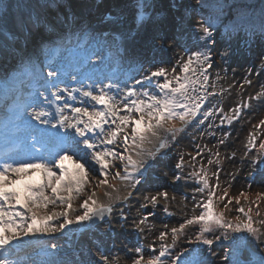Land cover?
I'll use <instances>...</instances> for the list:
<instances>
[{"label":"snow or ice","instance_id":"obj_1","mask_svg":"<svg viewBox=\"0 0 264 264\" xmlns=\"http://www.w3.org/2000/svg\"><path fill=\"white\" fill-rule=\"evenodd\" d=\"M197 3L203 6V0H197ZM90 6L98 7L91 5L89 0L81 4L82 8ZM12 7V4L4 6L0 0V28L4 27ZM15 7L17 13L13 16L11 27L7 29V35L0 32L3 38L0 54L9 48L19 50L21 42L27 44L37 37L48 39L50 36H45L46 29L55 34L65 25H79L82 18L80 13L69 11L74 8L70 0H44L35 6V11L30 5L24 6L28 11L20 10L19 4ZM130 7L138 27H143L144 22L151 19L149 11L156 8V0H152V3L148 0H131ZM167 7L171 10L191 5L177 4L172 0ZM216 7L222 11L220 5ZM176 16L179 17V23L176 22ZM218 19L219 16H209L206 20L201 18L193 23L192 19L185 21L183 15L176 13L171 29L158 31L155 43L163 53L176 48L181 49V53L174 56V64L164 61L150 64L149 68L143 69L142 79H135V84L125 81L122 85L108 82L61 88L56 82L59 73L56 70L47 72L46 83L49 87L39 92L42 98L40 104H28L23 108L35 125L28 126V135L23 140L9 144L0 153V264H34L30 259L20 257V253L33 244L34 238L62 233L72 225L104 221L106 216L114 212L113 201L119 198L113 195L119 189L110 180L130 189L146 183V173L152 168L153 162L162 153L167 154L163 150L169 147L168 141H175L177 135L188 126L195 127L197 122L203 124L213 115L206 109L208 97L216 95L208 91L209 86L215 87L214 81L210 79V70L215 65L213 52H216L222 63H227V57L231 55L228 48L217 51L218 42L214 33L219 35L216 28ZM111 22L118 23L119 16ZM259 35L264 39V18L260 23ZM187 41H195V45L189 48ZM260 59L264 69V54ZM244 81L251 84L248 76L244 77ZM153 84L154 91L146 88V85ZM261 88L262 91L250 96L249 101L232 109L231 114L226 113L222 119L231 123L234 118L239 119L244 110L252 107L250 101H264V85ZM201 112L204 118L197 121ZM253 127L257 130L264 127V119ZM51 129H55V132ZM220 143L223 144L224 140H220ZM153 144L154 147H146ZM256 145L257 135L250 132L245 144V155ZM215 155L219 156V152ZM65 162H70L72 168L69 169ZM212 163L210 158L208 164ZM252 165L258 166L260 174L264 175V140L259 141ZM175 167L183 171L182 163H177ZM37 171L42 174L43 182L26 180L32 172ZM191 175L197 178V184L202 185L196 191L203 194L207 190V198L195 203L190 218L180 223L179 227L171 228L172 244L164 243L168 233L162 231L157 237L161 241L158 254L152 245L148 246V252L137 247L133 250L135 258H132V264H208L204 252L215 256L212 246L214 242L221 241H229L234 246L228 247L220 258L228 264H264V256L253 261L245 255L248 242H242L240 236L245 233L258 243H264L261 239L264 237V219H253V207L247 211L238 207L236 212L239 215L235 223L225 219L223 213L215 210L216 200L224 201L228 196L227 189L219 197L216 196L219 173H213L217 179L214 186L209 184L208 172L204 167ZM248 175L251 177L253 172ZM93 178L98 182L93 184ZM181 179V175L173 173L170 182L176 185ZM86 185L110 189L104 192L108 203L100 202L95 191L87 194ZM84 195L87 198L79 203L80 211H77L73 204ZM132 195L128 191L123 200H128ZM168 197V191L157 189L154 194L149 192L143 196L147 203H141L140 208L146 209L148 204L155 208L160 200L167 201ZM262 199L264 193L258 192L251 203L258 209ZM235 201L237 205L240 204L238 197ZM231 203L229 199L224 208H228ZM196 209L200 210L198 214ZM164 211L171 215L167 205ZM254 214L260 216L258 210ZM147 220L148 215H145L142 219H134L133 223L142 231L141 225L146 224ZM193 225L199 226L198 231L194 240L188 243H199L205 248L183 249L173 255L177 237L184 233L186 227ZM49 243L52 251H44L46 259L40 264H72L53 259L57 245L51 241ZM97 254L96 260L89 258V264H117L118 258L113 259L100 249H97Z\"/></svg>","mask_w":264,"mask_h":264},{"label":"rangeland","instance_id":"obj_2","mask_svg":"<svg viewBox=\"0 0 264 264\" xmlns=\"http://www.w3.org/2000/svg\"><path fill=\"white\" fill-rule=\"evenodd\" d=\"M43 2L44 0H5L4 6L12 4L13 7L4 22V27L0 28V32L7 35V29L11 27L13 16L17 13L15 5H21L20 10L23 11H28L29 9L24 6L30 5L32 10L35 11L37 10L35 6ZM70 2L74 5V8L69 9V11L74 10L80 13L82 17L79 25L72 24L76 26V29L72 30V26L65 25L60 31L55 33L56 36H59L58 40L50 41L37 37L41 41V45L47 44L45 48L40 45L36 46L33 43L36 42L35 40L27 44L21 42L19 50L7 49L4 54H0V83L10 82L12 90H14L17 83L22 81L24 83L22 88H25L26 85L31 83L32 80L30 79L35 74L38 75L36 81H43L51 68L66 72L72 60V58L68 57L81 52L84 56L90 57L87 68L91 70L88 71L87 68H82L72 72L71 76L62 75L63 84L59 85L61 88L65 86L73 88L74 86L72 87L70 85L72 83H69L68 80L73 77L82 78L84 75L87 78L79 82L80 86L81 84L86 86L89 83L108 82H117L122 85L125 81L129 84H135V79H142L143 69L149 68L150 64H160L162 61L174 64V56L181 53L179 48L174 49L172 52L163 53L155 43L158 31H169L171 29L173 17L176 13L183 15L185 21L192 19L193 23L205 15V9L199 6L197 0H175L177 4L191 5V7L173 8L171 10L167 5L172 0H156V8L149 11L151 19L146 20L143 27H138L130 7L131 0H102L95 4L89 2L91 5H98V7L90 6L88 8L78 6L73 0H70ZM148 2L152 3V0H148ZM117 16H119V22H111ZM176 22L179 23L178 16H176ZM79 28L81 29L78 30ZM62 41L64 42L62 43ZM2 42L3 38L0 37V43ZM83 42L86 43L83 44ZM125 44H128V48L131 46L134 50L140 49V52H137L132 57L131 63H127V61H125L126 64L117 63L118 60L116 59L120 58L122 54L134 51H131L132 49L127 51V48L123 47ZM194 45L195 41H187V47L192 48ZM51 53L57 54L50 62L48 57ZM215 53L213 52V55L216 59ZM243 53L245 54L243 55ZM262 54H264V49L260 50V47L252 46V49L248 48L239 55H236L233 51V54L227 57V63L220 62V64L214 65L213 69L210 70V79L214 81L215 87L209 86L208 91L215 92L216 95L209 96L206 101V109L210 110L213 115L206 119L203 124L197 122L195 127L188 126L184 132L177 135L175 141H168L169 147L163 150L167 154L163 155L162 153L161 157L153 162L152 168L146 173L147 182L142 183L140 185L141 189L133 193V201L131 203H124L127 206L121 205V195L125 192L122 189L124 185L109 181L119 189L118 193L113 194L119 197L113 201L114 209L120 210L123 207V210L114 215L117 219L114 220L116 228H114L115 232L113 235H116V239L113 240L118 241L116 243L118 249L112 250L111 244L109 245L106 242L108 241V235L105 234L108 232V226L102 225V230L90 237L86 235L89 230H86L85 224H82L69 226L62 233L34 238L39 243H34L26 248L20 253V257L30 259L34 264H40L42 260L46 259L43 254L44 251H52L49 241L57 245L55 250L56 261H69L72 264H89V258L96 260L98 258L97 249L102 250L105 255L113 259L118 258L117 264H132V258H135L133 250L137 247H142L144 252H148L150 250L148 246L152 245L158 254L161 244V241L157 239L159 233L162 231L167 232L168 235L164 243L172 244L171 228L179 227L180 223L190 218L193 215L195 203L207 198V190L203 194L196 191L202 185L197 184V178L191 175L193 172H199L201 167L207 170L210 185L214 186L217 184V179L213 173H219L217 197L223 194L224 189L228 190V196L224 201L216 200L215 209L218 213H223L225 219L232 220L235 223L236 217L239 215L236 212L238 207H243L245 211L249 207H253V219H264V199L259 202L258 209L251 203L256 199L258 192L264 193V175L260 174L258 166L252 165V158L257 155L259 141L261 139L264 140V127L259 130L252 128L261 119H264V101H250L252 107L244 110L240 118H234L231 123L222 119L226 113L231 114L232 109L249 101L250 96L262 91L261 85H264V69L261 67L260 59ZM114 65L120 71L128 70L126 71L128 77L120 76L114 81L97 77V73L106 71ZM217 76L220 78L217 79ZM245 76L249 77L251 84L245 83ZM136 87L140 88L139 85H136ZM146 88L150 91L155 90L154 84L146 85ZM23 92L26 93L25 91ZM15 98V101L13 98L10 99L9 106L19 103L17 95H15ZM1 108L0 118L10 112L5 107ZM203 118L201 112L197 117V121ZM177 126H179L178 122ZM251 131L257 135V150L255 148L248 155H245L247 149L245 148L244 138L246 139L245 135ZM222 139L224 140L223 144L220 143ZM154 146L153 144L146 147ZM120 150L122 151V148ZM216 152H219V156L215 155ZM233 153H235L234 156L232 155ZM181 156H183V161H181ZM193 157H195V160H193ZM210 158L213 160L212 164H208ZM177 163L183 164L182 172L176 169L175 165ZM249 172H253L251 177L248 175ZM173 173L182 176V179L176 185L170 182ZM31 174L41 173L37 171ZM97 182L98 180L93 178V184ZM85 189L87 194L95 191L97 193L96 198L100 202L108 203L104 192L106 190L111 191L110 189L94 188L88 185L85 186ZM157 189L168 191V200H160L155 208L151 204H148L146 209L140 208L141 203H147L143 200V196L148 195L149 192L154 194ZM241 193H244V195H239ZM173 196H175V199H173ZM193 196L196 197L195 200H193ZM184 197H187V199H184ZM237 197L240 199L239 205L235 201ZM86 198L87 195L78 198L74 202L73 207L80 211L79 203ZM229 199L232 200V203L228 205V208H224V204ZM165 205H167L168 213H171V215L165 213ZM256 210L260 212L259 217L254 214ZM121 211L123 212V217L131 216L130 222L133 224L132 226L126 225L129 221L125 223L121 220ZM199 211V209H196L197 214ZM145 215H148V220L146 224L141 225V229H143L141 231L135 227L133 220L142 219ZM118 220L121 222L118 223ZM121 223L123 227H121ZM198 227L196 226L195 228V225H193L185 228L184 233L179 235L175 241V247L172 250L173 255L176 251L188 248L189 245L193 247L192 249L205 248L204 245L199 243H188L189 240H194ZM128 230L131 231L130 235H127ZM116 232L118 235L115 234ZM136 235L140 237L137 238ZM240 236L242 237V242H248V247H252V244L257 248H260V245H264V243H258L253 239L251 242L250 237H247L245 233H241ZM127 239L135 241V246L119 243V240ZM261 239L264 240V237H261ZM82 243L83 247L81 246ZM213 245L220 246L221 250L212 248L214 252L216 251L217 255L215 256L209 255L207 251L204 252V257L207 259L208 264H228V262L220 258L225 254L226 248L224 246H232L230 242H214ZM260 250L264 255V249Z\"/></svg>","mask_w":264,"mask_h":264},{"label":"trees","instance_id":"obj_3","mask_svg":"<svg viewBox=\"0 0 264 264\" xmlns=\"http://www.w3.org/2000/svg\"><path fill=\"white\" fill-rule=\"evenodd\" d=\"M217 5L222 7V11L216 7ZM199 6L201 7L200 4ZM202 7L205 9V15L200 18L206 20L209 16H219L216 21L219 35L215 33L214 35L220 48L223 49L232 40L241 41V37L246 36V41L242 42L248 43V46H250L249 43L258 45L260 50L264 49V39L259 35L260 23L264 18V0H203ZM228 33H235V35L228 37Z\"/></svg>","mask_w":264,"mask_h":264},{"label":"bare ground","instance_id":"obj_4","mask_svg":"<svg viewBox=\"0 0 264 264\" xmlns=\"http://www.w3.org/2000/svg\"><path fill=\"white\" fill-rule=\"evenodd\" d=\"M76 26H72V30L75 28ZM124 48H127V51H130L132 48H131V46H129V48H128V44H125L124 46H123ZM133 47L136 49V47L133 45ZM134 49H132L131 51H133ZM133 52H140V49L139 50H134ZM110 55H112L111 53H109ZM126 55L128 56V54L126 53ZM80 63H83L84 64V62H85V60H84V57H81L80 59ZM115 75V73L114 72H112V76H114ZM84 80V79H83ZM114 80H116L115 78L112 80V81H114ZM76 82L74 83V87H80V84H79V80H75ZM4 92L2 91V89H0V97L2 96V95H4L3 94ZM30 124H28V126H29ZM33 125H35V121H33ZM36 127H40L39 125H37ZM53 130H55V129H51L50 131H53ZM69 169H71L72 168V164L70 163V162H68V164L66 165ZM26 180H28L29 182H32V183H40V182H42V175L41 174H31L29 177H26ZM122 189H124L125 190V192L121 195V205H126V204H124V203H131L132 201H133V199H132V196H130L129 198H128V200H123V197L126 195V193L128 192V191H131L132 193H136L139 189H141L140 188V185H138L137 186V188L136 189H130V188H127V186L126 185H124V187L122 188ZM127 206V205H126ZM120 207V206H119ZM130 207V206H129ZM128 208V207H127ZM120 210H123V207H121L120 208ZM120 210H118V209H114V212L112 213V215L111 216H109V218H108V220H107V222H106V224L105 225H107L108 226V232H106V234L105 233H103V234H105V235H108V237H107V239H108V241H106L109 245L111 244V246H112V250H114V249H118L117 247H116V243H118V241H116V240H113V239H116L115 237H116V235H113L114 234V232H115V230H114V228H116V225H115V222H114V220H116L117 218L114 216L115 214H117V213H119V211ZM129 214V213H128ZM131 216H127L126 218L125 217H123V220L122 221H124L125 223H127V221H129V223H127L126 225H133V224H131ZM100 230H102V226H96L92 231H90V232H88L86 235L87 236H90V237H92L91 235H95L96 233H98V232H100ZM115 234H117V232L115 233ZM131 234V231L130 230H128V232H127V235H130ZM118 235V234H117ZM34 243H39V241H37V239H34V242H33V244ZM119 243H125V244H127L128 246H135V241H133V240H131V239H127V240H119ZM76 245V244H75ZM81 246L83 247V243L81 244ZM249 249L247 248V250H246V253H245V255L249 258V259H252L253 258V253H251L250 251H248ZM105 251V250H104ZM53 259H57V256H55V258H53Z\"/></svg>","mask_w":264,"mask_h":264},{"label":"water","instance_id":"obj_5","mask_svg":"<svg viewBox=\"0 0 264 264\" xmlns=\"http://www.w3.org/2000/svg\"><path fill=\"white\" fill-rule=\"evenodd\" d=\"M106 218H107V216L105 217V219H106ZM97 222H99V221H96L95 223H91V222H89L88 227H92V225L96 224Z\"/></svg>","mask_w":264,"mask_h":264}]
</instances>
